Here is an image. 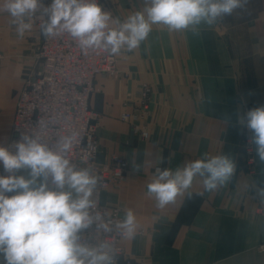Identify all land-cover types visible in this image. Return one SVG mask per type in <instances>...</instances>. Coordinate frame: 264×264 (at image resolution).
Instances as JSON below:
<instances>
[{
  "label": "crops",
  "instance_id": "1",
  "mask_svg": "<svg viewBox=\"0 0 264 264\" xmlns=\"http://www.w3.org/2000/svg\"><path fill=\"white\" fill-rule=\"evenodd\" d=\"M144 7L145 0H110L106 10L124 20ZM43 38L38 19L21 39L8 14L0 13L2 146L11 138L25 83L41 68L37 54ZM117 59L120 76H98L89 106L98 115L93 122L100 147L97 163L106 164L116 155L130 167L121 189L109 188L100 199L118 208L123 218L128 209L136 216V235L124 242L126 255L145 264H264L259 249L264 218L257 213L264 203L253 189L264 183V164L255 153L254 168L249 169L243 128L237 125L245 105H264V0H250L246 10L212 26L201 25L195 33L153 25L139 48L122 51ZM142 85L151 89L147 114L121 121L123 113L134 112ZM134 124L148 133L147 140L133 134ZM205 154L235 159L231 182L204 191L197 177L191 198L185 193L158 208L147 195L155 169L175 170ZM144 161L149 162L136 171L133 162ZM0 175H7L2 165Z\"/></svg>",
  "mask_w": 264,
  "mask_h": 264
},
{
  "label": "clouds",
  "instance_id": "2",
  "mask_svg": "<svg viewBox=\"0 0 264 264\" xmlns=\"http://www.w3.org/2000/svg\"><path fill=\"white\" fill-rule=\"evenodd\" d=\"M249 2L145 0L142 10L121 20L98 0H50L47 4L45 0H0V13L8 14L18 38L23 39L34 21L41 19L45 38L66 33L85 53L102 49L118 56L139 48L153 25L195 33L201 25L212 26L236 10H246ZM237 125L251 133L256 156L264 164V105L247 111ZM77 135L60 136L52 146L33 133H21L11 147L0 145V165L7 173L0 175V264H118L113 245L96 241L95 234L115 230L129 239L135 237L137 223L131 209L116 222L95 214L101 178L93 169L78 167L67 158ZM149 161L133 162V167L139 171ZM22 171L28 175L19 174ZM236 171L232 156L205 154L175 170L157 167L147 184V195L164 208L185 193L191 198L189 190L197 177L204 191H215L230 183ZM253 189L264 203V183Z\"/></svg>",
  "mask_w": 264,
  "mask_h": 264
},
{
  "label": "built area",
  "instance_id": "3",
  "mask_svg": "<svg viewBox=\"0 0 264 264\" xmlns=\"http://www.w3.org/2000/svg\"><path fill=\"white\" fill-rule=\"evenodd\" d=\"M106 10L110 0H98ZM38 22H42L38 19ZM37 58L40 70L29 78L16 104L12 135L5 147H11L20 139L21 133L35 134L52 146L60 136L76 132L77 139L67 158L78 167H89L99 175L101 183L95 194L98 202L95 214L111 219L123 220L118 208L103 205L101 194L109 188L121 189L130 169L128 162L121 156H112L108 163L98 164L99 142L96 126L98 119L89 106L90 97L97 91L96 79L100 75L112 78L120 76L117 56H111L102 49L82 51L77 41L66 33L52 38H43L39 45ZM4 55L0 50V65ZM151 89L142 85L137 93V102L133 113H123L121 121L130 122L149 110ZM251 110L244 106L243 116ZM134 135L147 140L148 133L139 125L132 126ZM251 133L243 129L242 149L249 169L254 168L255 148L250 140ZM264 218V207L257 212ZM87 236V233H85ZM96 241H105L113 245L118 264H145L134 260L125 253L126 235L113 231L111 234H95ZM264 251V243L259 247Z\"/></svg>",
  "mask_w": 264,
  "mask_h": 264
}]
</instances>
